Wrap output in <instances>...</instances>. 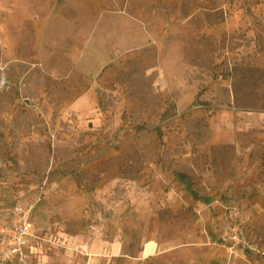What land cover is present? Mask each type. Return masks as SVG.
<instances>
[{
  "label": "rangeland",
  "instance_id": "374dc122",
  "mask_svg": "<svg viewBox=\"0 0 264 264\" xmlns=\"http://www.w3.org/2000/svg\"><path fill=\"white\" fill-rule=\"evenodd\" d=\"M234 205L264 247V0H0L30 264H264L216 240Z\"/></svg>",
  "mask_w": 264,
  "mask_h": 264
},
{
  "label": "built area",
  "instance_id": "2783aa9c",
  "mask_svg": "<svg viewBox=\"0 0 264 264\" xmlns=\"http://www.w3.org/2000/svg\"><path fill=\"white\" fill-rule=\"evenodd\" d=\"M226 211V219L216 240L235 257L243 253L264 256V247L249 238L244 226L245 218L237 206H230ZM12 213L13 217L9 221L0 219V264H30L37 249L32 243L35 236L31 231L28 212L16 206Z\"/></svg>",
  "mask_w": 264,
  "mask_h": 264
},
{
  "label": "trees",
  "instance_id": "16d2710c",
  "mask_svg": "<svg viewBox=\"0 0 264 264\" xmlns=\"http://www.w3.org/2000/svg\"><path fill=\"white\" fill-rule=\"evenodd\" d=\"M179 177H180L182 180L187 179V176H186L185 174H183V175L180 174ZM186 184H187L188 187L190 186L189 182H186Z\"/></svg>",
  "mask_w": 264,
  "mask_h": 264
},
{
  "label": "crops",
  "instance_id": "0c3cea01",
  "mask_svg": "<svg viewBox=\"0 0 264 264\" xmlns=\"http://www.w3.org/2000/svg\"><path fill=\"white\" fill-rule=\"evenodd\" d=\"M148 246H150L152 248L153 247V243L150 242V244H148ZM86 260H87V264H90V262L92 261L91 258L89 260L88 259H86Z\"/></svg>",
  "mask_w": 264,
  "mask_h": 264
}]
</instances>
